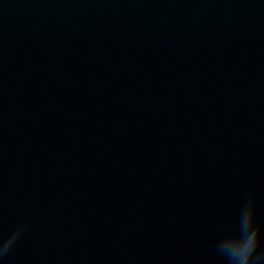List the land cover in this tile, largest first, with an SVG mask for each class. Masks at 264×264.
Segmentation results:
<instances>
[{"label": "water", "instance_id": "obj_1", "mask_svg": "<svg viewBox=\"0 0 264 264\" xmlns=\"http://www.w3.org/2000/svg\"><path fill=\"white\" fill-rule=\"evenodd\" d=\"M264 264V0H0V264Z\"/></svg>", "mask_w": 264, "mask_h": 264}, {"label": "clouds", "instance_id": "obj_2", "mask_svg": "<svg viewBox=\"0 0 264 264\" xmlns=\"http://www.w3.org/2000/svg\"><path fill=\"white\" fill-rule=\"evenodd\" d=\"M251 214L252 211L249 210L243 216L238 235L226 237L219 245V252L225 257L227 264H252L257 245L253 241Z\"/></svg>", "mask_w": 264, "mask_h": 264}]
</instances>
